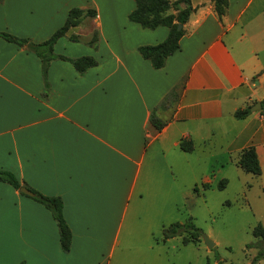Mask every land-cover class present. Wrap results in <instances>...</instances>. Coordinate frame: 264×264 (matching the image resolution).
I'll use <instances>...</instances> for the list:
<instances>
[{
    "label": "crops",
    "instance_id": "obj_1",
    "mask_svg": "<svg viewBox=\"0 0 264 264\" xmlns=\"http://www.w3.org/2000/svg\"><path fill=\"white\" fill-rule=\"evenodd\" d=\"M80 1L0 0V33L32 43L47 40L73 5L93 9L99 54L103 46L110 53L61 55L91 56L97 65L80 76L54 60L45 90L39 59L0 38V170L22 187L60 197L72 234L65 254L50 213L0 182V264H77L85 235L105 230L123 215L124 200L156 183L198 190L223 181L247 203L264 204V0H227L222 20L211 0H189L179 49L160 70L137 48L161 43L167 28L129 22L133 0ZM244 109V119L233 117ZM151 119L164 126L156 130ZM181 142L192 151L183 152ZM249 147L259 176L236 165Z\"/></svg>",
    "mask_w": 264,
    "mask_h": 264
},
{
    "label": "rangeland",
    "instance_id": "obj_2",
    "mask_svg": "<svg viewBox=\"0 0 264 264\" xmlns=\"http://www.w3.org/2000/svg\"><path fill=\"white\" fill-rule=\"evenodd\" d=\"M94 30L97 27L92 19H84L77 34L57 41L54 54L110 55L104 46L99 54V41L96 48L84 43ZM72 35L80 41H71ZM224 159L222 155L220 160ZM157 162L160 171L166 168L165 159L158 157ZM238 190L232 186L220 189L218 182L195 190L179 181L136 189L132 198L122 203L123 215L118 212L114 220L107 221L105 230L85 235L79 243L86 248L76 250L75 260L77 264H264L263 258L253 262L257 250L248 248L259 241L252 231L264 222V204L247 203ZM189 221L197 229L196 241L182 243L184 237L192 238L189 233L163 239V229ZM203 237L214 244L211 249Z\"/></svg>",
    "mask_w": 264,
    "mask_h": 264
},
{
    "label": "trees",
    "instance_id": "obj_3",
    "mask_svg": "<svg viewBox=\"0 0 264 264\" xmlns=\"http://www.w3.org/2000/svg\"><path fill=\"white\" fill-rule=\"evenodd\" d=\"M135 7L128 15V21L139 25L144 30H155L158 27H165L168 29V34L164 41L154 46H140L137 52L140 57L148 61L154 70H160L165 66L167 58L172 56L179 49V41L184 35L183 26L187 23L193 9L189 0H176L170 2L168 0H133ZM214 12L219 20H222L226 14L228 1L227 0H211ZM86 18H95V11L93 9L82 10L79 8H72L69 10L65 22L58 28L47 40L41 43H32L27 39L17 38L7 33H0V38L4 41L14 44L18 47H26L32 52L41 63V75L45 90L48 89L47 73L50 63L54 60H61L71 64L75 72L82 76L88 70L97 65V61L91 56H83L79 58H67L61 55L54 54V46L57 41L67 35V33L80 26L82 21ZM178 25L182 28L178 30ZM70 40L79 42L77 35H72ZM99 41L98 31L94 30L90 38L84 43L90 47L96 48ZM264 106V100L261 102ZM249 114V109L238 110L234 112L233 117L237 120L244 119ZM151 123L160 130L164 123L151 119ZM180 149L183 152H191L192 144L181 142ZM236 165L244 172L253 176H259L261 169L257 159V155L253 147L243 150L236 162ZM0 182L10 186L15 191H18L22 184L18 181L16 176L5 170H0ZM225 182L219 184V188L223 189ZM34 197L33 201L41 205L47 210L58 229L59 246L63 253L67 254L71 248L72 234L63 216V201L60 197H47L39 192L29 189ZM25 196V195H23ZM183 233L192 234L190 240L185 237L182 239L183 244L198 239L197 229L189 221L185 224L174 223L169 227L163 229V239L168 240L176 236H182ZM252 235L259 239L255 244H251L248 248H255L257 253L253 258V262H257L264 258V229L258 224L254 227Z\"/></svg>",
    "mask_w": 264,
    "mask_h": 264
},
{
    "label": "water",
    "instance_id": "obj_4",
    "mask_svg": "<svg viewBox=\"0 0 264 264\" xmlns=\"http://www.w3.org/2000/svg\"><path fill=\"white\" fill-rule=\"evenodd\" d=\"M181 28H182V26L178 25V30H180ZM260 109H261V105H260V103H257L256 108L252 107L251 111L255 112V111H259ZM18 192L20 194L25 195V196L30 197V198L34 197V194L29 189H27L26 187H20ZM203 241H204V243L208 249H211L214 246V244L209 239H207L206 237H203Z\"/></svg>",
    "mask_w": 264,
    "mask_h": 264
}]
</instances>
